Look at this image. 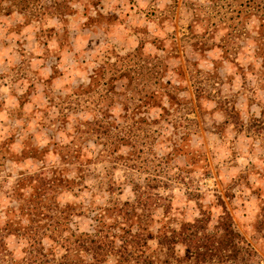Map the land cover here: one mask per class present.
<instances>
[{
    "label": "clouds",
    "instance_id": "9594fccd",
    "mask_svg": "<svg viewBox=\"0 0 264 264\" xmlns=\"http://www.w3.org/2000/svg\"><path fill=\"white\" fill-rule=\"evenodd\" d=\"M260 122L264 0H0V264H264Z\"/></svg>",
    "mask_w": 264,
    "mask_h": 264
},
{
    "label": "trees",
    "instance_id": "16d2710c",
    "mask_svg": "<svg viewBox=\"0 0 264 264\" xmlns=\"http://www.w3.org/2000/svg\"><path fill=\"white\" fill-rule=\"evenodd\" d=\"M260 123H262V122H260ZM262 124H264V122ZM121 211L123 212V214L128 219L130 218V215H131L130 211H127L124 209H122ZM201 226H202L201 222H198L196 226H186V228L191 230L193 227L198 229ZM224 226H225V233L221 238H219V248H224V247L229 246L232 243L233 236H234V234L231 232V229L228 227L227 222L225 223ZM125 231L127 232L128 230L126 229ZM194 235H195V231H188L186 233L185 238H191V236H194ZM78 243L80 246L85 247L86 249L88 247H91L95 251H98V252L101 251L104 247V241L103 240H99L96 237L87 236V235L79 237ZM201 243L204 245L205 252L207 253V252L212 251L216 247V238L215 237H206L205 240L201 241ZM62 264H78V262L76 260H67L66 259L65 261H62Z\"/></svg>",
    "mask_w": 264,
    "mask_h": 264
},
{
    "label": "rangeland",
    "instance_id": "374dc122",
    "mask_svg": "<svg viewBox=\"0 0 264 264\" xmlns=\"http://www.w3.org/2000/svg\"><path fill=\"white\" fill-rule=\"evenodd\" d=\"M262 123H263V122H262ZM262 123H260V124L258 125V127H264V124H262ZM130 212H131V215H130V218H129V219H131V217L135 214L134 209L131 210Z\"/></svg>",
    "mask_w": 264,
    "mask_h": 264
}]
</instances>
